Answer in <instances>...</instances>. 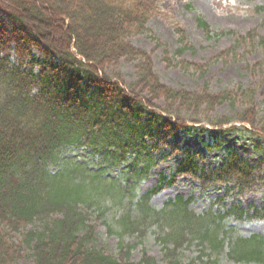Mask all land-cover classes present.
<instances>
[{"label": "trees", "instance_id": "1", "mask_svg": "<svg viewBox=\"0 0 264 264\" xmlns=\"http://www.w3.org/2000/svg\"><path fill=\"white\" fill-rule=\"evenodd\" d=\"M152 8L147 0H0V264H17L25 252L32 264H218L216 258L207 263L200 258L223 251L235 263L264 264L263 235L242 237L224 229L228 219L264 220V206H227L222 198L216 209L196 214L189 208L192 199L181 196L159 210L149 205L153 195L181 175L192 177L202 189L219 183L239 193L251 190L264 183L260 163L251 165L229 149L218 166L205 170L198 152L186 148L169 178L160 176L156 186L137 198L136 185L155 163L152 148L168 145L177 130H196L182 114L202 115L214 128L228 125L225 131L257 129L253 134L264 139V114L254 110L255 87L237 85L212 93L159 82L149 56L126 41L132 34L151 33L147 22ZM196 24L206 35L212 33L201 18ZM175 31L179 57L189 46L184 31ZM149 37L156 40L152 33ZM241 43L264 50V34L250 30L238 35L236 45L214 59L235 55ZM121 58L136 62L135 78L127 84L119 73L107 74ZM263 63L245 67L256 72ZM179 64L199 75L205 72L206 64ZM223 103L245 109L209 116ZM69 147L88 149L98 159L97 169L86 159L62 157ZM119 166L122 184L106 175ZM104 198L136 207L134 215L128 210L117 221L120 235L142 234L149 224L160 228L161 263L143 251L132 262L134 244L119 242L116 255L93 245L95 226L88 210L104 216ZM192 242L200 247V256L181 260L183 246Z\"/></svg>", "mask_w": 264, "mask_h": 264}, {"label": "rangeland", "instance_id": "2", "mask_svg": "<svg viewBox=\"0 0 264 264\" xmlns=\"http://www.w3.org/2000/svg\"><path fill=\"white\" fill-rule=\"evenodd\" d=\"M152 5V15L147 22V28L151 31L156 40L151 39L149 33L132 34L126 41L133 47L145 52L152 63L154 74L159 82L165 86L183 89L187 91H201L206 89L212 93L220 92L224 89L235 88L240 85L243 88L255 87L254 110H259L258 116L264 114V63L260 70L251 72L246 69L245 63L253 65L264 61V50L258 46H249L241 43L236 46L235 55H228L225 60L214 57L226 51L235 44L236 36L244 35L250 30H254L259 35L264 34V0H147ZM204 20L212 33L206 35L196 24V18ZM3 18V17H2ZM0 18V19H2ZM9 27V26H8ZM184 31L185 41L189 46L179 57L176 50L180 46L177 40L178 34L175 28ZM214 32H222L219 36ZM32 54L41 60L40 52L32 51ZM231 54V53H230ZM167 56V57H165ZM169 59L170 64L167 63ZM11 60L14 59L11 54ZM57 64L58 59L52 57ZM180 61L203 64L205 72L202 75L193 72L190 68L184 70L179 64ZM179 62V63H178ZM135 61H125L121 58L113 67L107 69L119 73L122 80L127 84L135 78ZM38 66L34 67V72L38 71ZM113 78V77H112ZM114 79V78H113ZM162 105L161 101H157ZM234 109L243 110L241 104L236 103L234 108L223 103L217 106L209 116L221 117L231 115ZM181 118L189 126L196 127V130H177L168 138V145H160L152 148L155 156V163L149 170L146 178L139 181L135 188L137 198L143 193L157 185L160 176L169 178L173 173L175 164L182 158V151L189 149L198 152V163L205 170L213 169L224 159L227 150L232 149L237 156L245 159L251 165L260 163L261 174L264 176V139L257 132V129L248 128L252 133L225 131V125L220 128L209 127L203 122L204 116H189L182 114ZM200 120L199 123H193ZM238 124V123H237ZM240 129V128H238ZM148 145L150 141L145 139ZM177 148L173 151L174 145ZM166 155L165 158H161ZM62 157L74 158L77 161L86 159L93 170L98 159L91 155V152L84 148L77 150L69 147L62 152ZM124 166V165H122ZM122 166L110 168L106 175L115 178L122 184L120 169ZM225 184L216 183L202 189L198 182L188 175L176 177L172 185L163 188L153 195L149 200V205L159 210L168 200H175L178 196L183 199L191 198L189 208L192 212L200 214L209 209H216L218 199L223 198V203L227 206L237 203L246 208L249 205L255 207L264 206V183H257L251 190L237 192L234 187L227 190ZM136 198V199H137ZM106 207L104 216L97 217V212L88 210L90 214V224L95 226V241L93 245L103 248L113 255L117 254L119 242L134 244L130 252L132 262L139 261L142 251L151 256L158 263H161L163 244L161 230L156 224L144 226L145 232L140 234L124 232L120 235L119 223L117 221L128 210L134 215V204L128 205L126 202L115 204L112 199H102ZM108 227L112 232L108 230ZM224 229H232L242 237L251 234H261L264 236V220H244L241 222L232 219L225 220ZM142 235V236H140ZM19 237L15 234V238ZM225 250V249H224ZM20 258L17 264H32V258L27 255ZM200 256V247L192 242L183 246L181 260L187 261ZM216 258L218 264H254L235 263L227 257L225 251L218 255L201 256L202 263Z\"/></svg>", "mask_w": 264, "mask_h": 264}]
</instances>
